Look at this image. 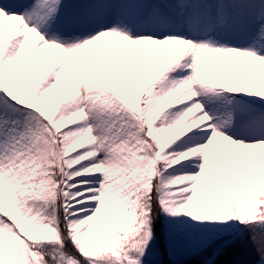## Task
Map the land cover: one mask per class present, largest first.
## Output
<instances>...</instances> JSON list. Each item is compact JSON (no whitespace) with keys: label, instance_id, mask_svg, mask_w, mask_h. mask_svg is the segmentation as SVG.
<instances>
[{"label":"snow or ice","instance_id":"obj_1","mask_svg":"<svg viewBox=\"0 0 264 264\" xmlns=\"http://www.w3.org/2000/svg\"><path fill=\"white\" fill-rule=\"evenodd\" d=\"M0 264H264V0H0Z\"/></svg>","mask_w":264,"mask_h":264},{"label":"rangeland","instance_id":"obj_2","mask_svg":"<svg viewBox=\"0 0 264 264\" xmlns=\"http://www.w3.org/2000/svg\"><path fill=\"white\" fill-rule=\"evenodd\" d=\"M7 26H8V22H6V28H7Z\"/></svg>","mask_w":264,"mask_h":264}]
</instances>
